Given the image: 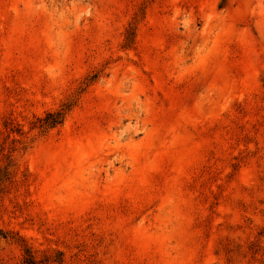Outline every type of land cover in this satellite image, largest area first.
I'll return each instance as SVG.
<instances>
[{
  "label": "rangeland",
  "instance_id": "1",
  "mask_svg": "<svg viewBox=\"0 0 264 264\" xmlns=\"http://www.w3.org/2000/svg\"><path fill=\"white\" fill-rule=\"evenodd\" d=\"M5 166L0 264H264V0H0Z\"/></svg>",
  "mask_w": 264,
  "mask_h": 264
},
{
  "label": "trees",
  "instance_id": "2",
  "mask_svg": "<svg viewBox=\"0 0 264 264\" xmlns=\"http://www.w3.org/2000/svg\"><path fill=\"white\" fill-rule=\"evenodd\" d=\"M66 109L67 108H62L60 110L46 112L39 127L48 129L60 124L63 120ZM8 169V166L0 167V190L2 189V184L9 178L10 172ZM6 237L7 233L0 228V241Z\"/></svg>",
  "mask_w": 264,
  "mask_h": 264
}]
</instances>
